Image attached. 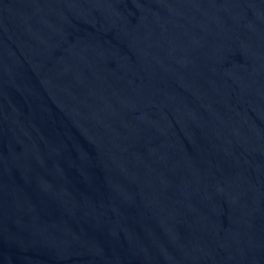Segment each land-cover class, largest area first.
Wrapping results in <instances>:
<instances>
[{"label":"water","instance_id":"1","mask_svg":"<svg viewBox=\"0 0 264 264\" xmlns=\"http://www.w3.org/2000/svg\"><path fill=\"white\" fill-rule=\"evenodd\" d=\"M0 264H264V0H0Z\"/></svg>","mask_w":264,"mask_h":264}]
</instances>
